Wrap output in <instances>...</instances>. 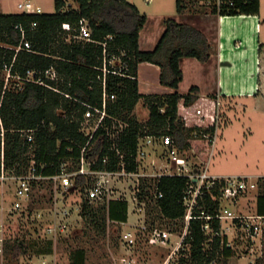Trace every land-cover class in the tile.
Masks as SVG:
<instances>
[{"label": "trees", "instance_id": "16d2710c", "mask_svg": "<svg viewBox=\"0 0 264 264\" xmlns=\"http://www.w3.org/2000/svg\"><path fill=\"white\" fill-rule=\"evenodd\" d=\"M77 7H71L66 0H55L56 10L51 13L0 12V71L13 63L16 47L19 45L21 32L17 25L27 29V39L31 49L19 50L12 66V73L26 77L29 71L36 72V78L42 77L45 83L24 80L21 87L5 88V78L0 76V99L3 97L1 113L6 128L5 132V169H14L16 173L25 171L32 159L46 175L60 171L63 161L77 162L81 150L89 139L82 129V121L87 107L81 102L102 108L104 85L103 59L104 43L108 58L123 55L127 68L106 74V116L103 124L96 130L86 155L95 160L94 167L117 169L121 162L129 171L138 170L139 138L146 134H168L180 151L192 149L197 157L208 164L214 138L202 135L203 132L215 131V125L203 127L187 126L179 114L180 103L189 107L200 98L197 86L181 94L175 91L167 96H146L139 91L138 65L142 61H151L161 67V82L178 88L183 78L180 60L185 56H194L207 61L211 56V44L205 34L197 27L180 23L173 18L166 20L167 28L156 48L144 51L139 48V35L147 15L129 0H75ZM210 2L212 12L221 14H258L260 0H206ZM179 12H203L207 9L201 0H177ZM86 18L92 29L93 40L75 38L80 28V21ZM36 22V25L33 23ZM70 23L71 29L64 27ZM112 36V38H110ZM52 69L56 77L46 75ZM212 100L217 95H211ZM145 98L149 101L151 125L145 131L138 119L136 107ZM206 102V101H204ZM204 103H199V105ZM161 108H164L161 111ZM127 125L121 131L119 123ZM114 126V127H113ZM169 127V128H168ZM31 129L35 139L30 142L25 136ZM196 132L198 133L196 135ZM2 142L0 139V175ZM108 157L109 161L104 162ZM80 176L79 183H83ZM188 177L183 175H162L156 180V201L152 206L158 210L156 219L185 218L187 206L184 194L188 186ZM53 183L51 179L37 182L45 186ZM140 197L145 198L148 183L140 186ZM217 195L218 190L213 189ZM200 204L211 214H216L219 201L211 193L200 198ZM257 209L264 214V183L257 196ZM199 208L195 209L198 213ZM82 216L87 230L97 235H106L111 222L123 223L129 218L127 199H110L98 204L88 199L82 202ZM203 220L192 218L189 230L183 240L189 252L182 255L179 264H208L217 254L226 262L236 250L224 244L220 250L221 238L210 236L202 228ZM216 228L218 219L214 220ZM155 227V220L151 227ZM228 241V235L225 236ZM226 241V242H227ZM210 244V247L207 246ZM32 249L37 254L53 252V240L40 243L31 239L29 227L18 229L15 236L9 234L4 241V253L10 261L18 262L20 257ZM88 252L82 247L70 250L69 264H87ZM257 264H264V253L257 259Z\"/></svg>", "mask_w": 264, "mask_h": 264}, {"label": "rangeland", "instance_id": "374dc122", "mask_svg": "<svg viewBox=\"0 0 264 264\" xmlns=\"http://www.w3.org/2000/svg\"><path fill=\"white\" fill-rule=\"evenodd\" d=\"M16 2L17 0H0V12H19ZM34 2L41 5L45 13L56 10L55 0H34ZM201 3L205 5L206 9H210L211 4L209 1L201 0ZM67 4L71 7L78 6L75 0H67ZM138 4L141 8H144V0H138ZM176 4L177 0L172 2V6L175 8ZM123 55L113 57L109 65L118 68L124 65ZM7 74L6 69L0 71V76L5 78V88H15L23 85V80L16 76L7 79ZM262 99L264 101V98ZM221 100L219 127L215 132L216 139L214 138V148L209 160L210 172L216 174L264 173L263 114L254 112L252 109L242 112L240 103L235 99L222 98ZM212 101V98L208 99L206 101L207 105L211 106ZM180 105L179 114L183 117L185 125H197L200 121L199 118L191 116L193 106L185 108L182 106V102ZM136 113L145 131L148 130L151 125L149 124L150 107L147 99L142 98L139 101ZM207 121L210 122V120ZM116 122L119 123L117 126L119 131L127 125L123 121L116 120ZM95 123L96 120L94 119L87 121L83 130L90 134ZM172 138L174 139V137ZM145 142L146 139H142V143ZM146 143L143 144V148H139L137 157L140 176H123L116 180L114 195H119L129 201V210L131 217H133L131 219L132 224L111 222L105 236L97 235L94 237L95 232L87 230V224L81 212L82 206L80 205L87 197L84 188L68 192L53 183H46L45 186L43 184L41 186L37 185L31 193L30 208L27 210L21 207L14 208V202L17 200L16 181L9 175L6 178L0 177V224H2L0 264H25L34 259L69 264L70 250L82 246L88 252L87 264H163L175 245V241H179L184 235L187 222L186 217L175 220L155 218L159 214L157 209H152L156 201V180L159 177L156 173L165 171L167 167V149L159 143L154 146ZM184 155L192 162L195 172L201 170L205 165L192 149L185 150ZM8 174H10V171ZM143 182L149 185V192L145 198L140 197V186ZM100 202L102 201L95 200L92 203L98 204ZM231 204L235 209L244 212L250 211L256 204L255 195H249L236 201L235 204ZM65 208L70 210L67 217H63L62 214ZM153 220H155V226L172 233L168 244L150 245L147 242L148 231L145 233L140 232L136 246L127 251L122 243V232L129 227L138 229L145 221L150 228ZM128 221H130L129 218ZM60 223H66V227L62 229ZM25 226L29 227L31 239H36L40 243L52 239L53 252L50 254H37L32 249L29 253L22 255L18 262L10 261L8 255L4 253L5 238L9 234L15 236L16 231L19 228L23 230ZM49 228L52 230L49 231ZM207 246L210 247V244H207ZM187 252H189L188 245L182 244L169 264H179L180 258ZM255 253L261 255L264 250L256 246ZM123 256L127 257V260H123ZM215 257L218 259L219 264H240L244 261L241 258L242 256L236 253L235 256L228 258L226 262L221 261L223 256L220 253Z\"/></svg>", "mask_w": 264, "mask_h": 264}, {"label": "built area", "instance_id": "2783aa9c", "mask_svg": "<svg viewBox=\"0 0 264 264\" xmlns=\"http://www.w3.org/2000/svg\"><path fill=\"white\" fill-rule=\"evenodd\" d=\"M67 1V0H66ZM221 0H218L220 3ZM17 8L21 13H42V6L36 4L34 0H17ZM36 25V22L33 23ZM64 27L66 29H71L70 23H65ZM21 32V38L19 45L16 47V54L13 59V63L17 57L19 50L21 49H31V43L27 39V29L22 24L16 26ZM92 29L89 25V21L83 18L80 21V28L78 34L74 37L82 40H93L91 37ZM112 38V36H110ZM104 59H103V85H104V95H103V106L102 108L91 105L87 102L81 101L86 107L84 114V120L82 121V129L85 128V123L91 120H96L95 126L92 132L89 134V139L81 150V156L79 161L76 163L67 160L63 161L61 164L60 171L53 175H46L42 173L39 169H43L45 165L43 163L39 165L36 164L35 159L31 160L29 167L21 172L16 173L14 169H5V132L6 128L2 119L1 106L3 97L0 99V139L2 142V152H1V178L12 177L16 181V195L17 200L14 202V208H24L29 209V199L32 191L34 190L35 184L41 180L51 179L54 184L64 189V191L72 192L78 189H85L87 193L86 199L92 203L95 200L99 201H109L110 199H124L121 196H115L116 180L123 176H140V172L129 171L125 166V162H121L119 168L109 170L106 168L94 167L96 163L95 160L89 159L86 152L89 150L90 142L96 130L103 124L104 118L106 116V74L108 72H120L123 68H127V63L121 67L109 65L113 55L108 58L106 43H104ZM6 66L8 71L7 79L11 76H16L21 80L36 81L39 83H45L42 77L36 78V72L29 71L26 77H22L18 74L12 73V66ZM48 77L55 78L56 72L52 69L46 71ZM222 98L217 96L213 99L212 105H207V102H203V105H192L191 116H197L199 122L197 125L203 127H209L210 125H215V131L203 132L202 135L207 137L216 138V130L219 127V113L222 104ZM189 106V107H192ZM188 107V108H189ZM209 108L211 109L209 111ZM164 108H161L163 111ZM208 110V111H207ZM207 120H210L208 122ZM25 136L30 142L35 139L34 133L31 129L24 131ZM198 133L196 132V135ZM146 139V144L157 145L159 143L161 146L167 149L166 154V164L167 167L165 171L156 173L159 177L162 175H183L188 177V186L184 194V204L187 206L186 212V230L181 239L176 241L175 245L172 247L170 254L163 262V264H169L173 255L179 250L180 246L183 244V240L189 230L190 220L192 218H200L203 220L202 228L210 236V241H213L215 237L219 236L221 238L220 250L224 248L226 243L228 247L236 250V254L242 256L244 259L240 264H257V259L262 256L256 255V246L264 250V214L260 213L257 209V196L261 187V183H264V175L252 176V175H226L219 176L214 175L209 170V165L206 164L201 170L197 172L194 171L192 162L184 155L178 146L176 145L174 139L168 134H146L139 138V148H143L142 139ZM148 146V145H147ZM109 161L108 157L104 158V162ZM10 171V174L8 172ZM144 174V173H142ZM9 175V176H8ZM84 176L83 183H79L78 179L80 176ZM213 189L218 190V194H213ZM211 193L214 199L219 201V206L216 214H211L203 205L200 204V198H203L205 194ZM255 195L256 204L250 211L244 212L243 210H238L233 208V204L240 199L247 197L249 195ZM83 202V201H82ZM82 206V203H80ZM79 205V206H80ZM199 208L198 213L195 209ZM253 210V211H252ZM63 217H67L70 214V210L65 208L62 212ZM218 219L219 227L216 228L214 220ZM127 222V221H126ZM125 223V222H123ZM62 229L66 227V223H60ZM52 229L49 228V231ZM2 231V224H0V232ZM148 231L147 242L150 245H167L171 239L172 233L164 230L158 226L149 228L146 221L139 226L138 229H133L131 227L125 229L122 232V243L127 251L133 249L136 246L140 232L145 233ZM228 235V241L225 236ZM227 241V242H226ZM2 249V248H1ZM222 251V250H221ZM235 256V254L233 255ZM122 259L127 260V257L123 256ZM25 264H58L56 261H47L42 259H34ZM208 264H219L218 259L213 258Z\"/></svg>", "mask_w": 264, "mask_h": 264}, {"label": "crops", "instance_id": "0c3cea01", "mask_svg": "<svg viewBox=\"0 0 264 264\" xmlns=\"http://www.w3.org/2000/svg\"><path fill=\"white\" fill-rule=\"evenodd\" d=\"M130 1L138 4V0ZM173 1L175 0H144V8L137 5L147 15L139 35V48L144 51L155 49L167 28L166 20L173 18L200 29L211 44V56L207 61L194 56L182 57L180 68L183 78L178 88L161 82L159 64L140 62V93L146 96H167L175 91L185 94L191 87L197 86L200 98L193 105H199L212 98L211 95H217L237 100L242 112L252 109L264 116V0H260L258 14L235 15L212 12L209 9L196 13L179 12L177 6H172ZM208 165L210 170V161ZM212 174L264 175L249 172ZM129 216L130 221L125 223L132 224L130 210Z\"/></svg>", "mask_w": 264, "mask_h": 264}]
</instances>
